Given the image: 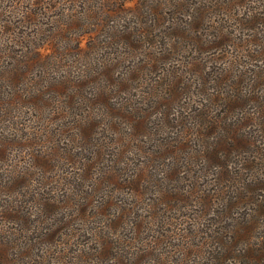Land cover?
Listing matches in <instances>:
<instances>
[{"label":"trees","instance_id":"obj_1","mask_svg":"<svg viewBox=\"0 0 264 264\" xmlns=\"http://www.w3.org/2000/svg\"><path fill=\"white\" fill-rule=\"evenodd\" d=\"M2 1L0 264H264V0Z\"/></svg>","mask_w":264,"mask_h":264},{"label":"rangeland","instance_id":"obj_2","mask_svg":"<svg viewBox=\"0 0 264 264\" xmlns=\"http://www.w3.org/2000/svg\"><path fill=\"white\" fill-rule=\"evenodd\" d=\"M22 2H24L25 4L27 3V0H22ZM0 5L5 6L6 4L3 3L2 0H0ZM76 6L78 7V9L76 10H83V9H88L90 7H93L92 5H84L82 7H80V3H76ZM9 8V7H7ZM33 25L29 24V28L28 30L25 32V35H30V34H35V30L34 28H32ZM94 28H90L89 26V31H92ZM246 35H248L250 32L245 31ZM88 36L84 37V41L82 42V46L84 48V50H86V55L89 59L90 62H92L93 58L95 57V54L90 50L87 49L88 45L90 43V41H88ZM105 39V38H103ZM2 43V41H0ZM4 42V41H3ZM171 43L173 41H170ZM47 43V44H45ZM54 43V41L52 42H47V41H18L16 42V44L20 45L18 49L19 50V55H16L18 59H21L19 61H21L20 65H21V71H19V82H21L27 93H29L30 95L33 94H42V92L44 91H50L52 89L58 88L57 86H55V84H50V83H44L45 79V71L47 70L50 73V78L53 75V71L54 68L57 67V64L55 63V65H53V67L47 65L45 63V61L42 59L41 55H37L36 54V47H42V49L40 50V53H42L44 56L45 54H53V56L55 57L57 55L56 51H52V44ZM22 45V46H21ZM15 48H17V46L14 45ZM51 47V49H50ZM15 48H11L13 51L15 50V52L17 51V49ZM182 55H186L185 52H181ZM3 58H9V56L6 54V52H4V55H2ZM54 61H56V59H53ZM5 63H7V61H5ZM27 71V72H26ZM7 75V79L6 80H2L0 79V109L4 108L5 106H7L6 104H2L3 103V99H4V92H10L13 91V85L11 84L10 86V82H12L11 78H10V74H6ZM40 75H43V77H40ZM6 86H5V85ZM4 85V86H3ZM3 86V87H2ZM3 91V92H2ZM13 104H15V100L9 105V107L11 108L13 106ZM2 106V107H1ZM198 169V177L197 176H192L193 182H196L197 186H200L203 183L202 178H205L206 176H210V174H212L211 171H209L208 169H210V167L207 168L206 172L203 170H199L198 166H196ZM65 169L71 170V167H66ZM73 174L71 172L68 173H61V174H57L59 176H63V177H70V175ZM82 175L80 176L82 179V176L84 178V174L81 173ZM201 178V179H200ZM85 182V181H84ZM86 183V182H85ZM204 187H206L204 185ZM242 245H240L239 247H241ZM236 248V247H235ZM225 251H227V260L229 259L231 264H241L240 262V258H238V254L234 251V249H230L229 247L227 249H224Z\"/></svg>","mask_w":264,"mask_h":264}]
</instances>
